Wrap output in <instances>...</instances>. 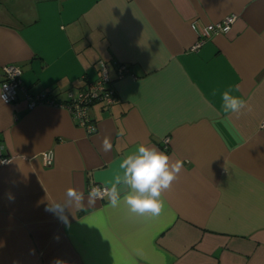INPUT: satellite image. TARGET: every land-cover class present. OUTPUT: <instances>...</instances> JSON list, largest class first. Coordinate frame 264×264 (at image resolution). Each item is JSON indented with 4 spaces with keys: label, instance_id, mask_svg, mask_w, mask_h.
<instances>
[{
    "label": "crops",
    "instance_id": "0c3cea01",
    "mask_svg": "<svg viewBox=\"0 0 264 264\" xmlns=\"http://www.w3.org/2000/svg\"><path fill=\"white\" fill-rule=\"evenodd\" d=\"M229 12L193 48L192 22ZM99 60L115 101L88 105L89 130L64 106H26L75 95ZM6 62L20 82L0 99V264H264V0H0V79ZM233 86L253 108L239 118L221 109ZM141 143L183 162L159 216L107 198L67 224L46 210L68 187L110 185Z\"/></svg>",
    "mask_w": 264,
    "mask_h": 264
},
{
    "label": "clouds",
    "instance_id": "9594fccd",
    "mask_svg": "<svg viewBox=\"0 0 264 264\" xmlns=\"http://www.w3.org/2000/svg\"><path fill=\"white\" fill-rule=\"evenodd\" d=\"M211 31V28L208 29ZM238 91V86H233L221 93V109L226 116L241 115L251 112L252 105L245 99L232 94ZM215 95V90L213 91ZM225 124L230 121L225 120ZM124 132L121 130L120 135ZM113 148L110 137L105 136L101 143V150L105 153ZM53 154H49L48 163L52 162ZM183 168V162L172 158L155 146L139 144L135 151L126 155L119 162L120 174H117L110 185L89 188L87 195L75 188L65 190L63 200H51L47 211L57 215L64 223H68L65 210H81L85 207H95L98 200L107 198L112 207H117L121 202L127 205L132 214L145 216H159L163 210L162 195L172 187L178 179ZM122 186L126 191H122Z\"/></svg>",
    "mask_w": 264,
    "mask_h": 264
},
{
    "label": "built area",
    "instance_id": "2783aa9c",
    "mask_svg": "<svg viewBox=\"0 0 264 264\" xmlns=\"http://www.w3.org/2000/svg\"><path fill=\"white\" fill-rule=\"evenodd\" d=\"M235 13L229 12L223 15L219 20L204 23L201 27L194 21L192 25L198 37L193 43V48L197 47L204 39L205 35L210 32L220 31L226 32L233 20L235 19ZM211 28V31L208 29ZM100 74L99 76L77 91L75 95H70L65 101H56L52 97H47L44 92L29 95L25 94L26 106L33 107L37 103H46L49 105L64 106L70 113L71 117L76 123L85 126L88 130L91 128L89 116L87 114L88 105L94 100H102L106 105L115 101V94L113 87L108 84V78L103 62L99 60ZM128 71V67L125 63L116 64V73L120 77L124 72ZM20 82V68L12 63L6 62L1 66V80H0V99L3 102H11L15 99L16 87ZM261 127L264 129V118L261 120ZM53 154L50 149L43 150L41 152L42 162L45 166L50 165L48 163L49 154ZM8 156L1 152L0 148V162H5ZM101 186L98 184H92L91 186ZM90 186V187H91ZM89 187V188H90Z\"/></svg>",
    "mask_w": 264,
    "mask_h": 264
},
{
    "label": "trees",
    "instance_id": "16d2710c",
    "mask_svg": "<svg viewBox=\"0 0 264 264\" xmlns=\"http://www.w3.org/2000/svg\"><path fill=\"white\" fill-rule=\"evenodd\" d=\"M12 63H13V62H12ZM0 80H1V79H0ZM95 101H97V100H94V101H92V102H95ZM92 102H91V103H92ZM91 103H90V104H91Z\"/></svg>",
    "mask_w": 264,
    "mask_h": 264
}]
</instances>
